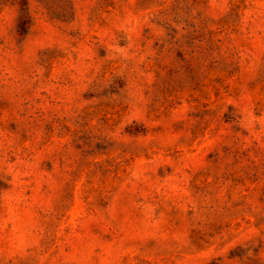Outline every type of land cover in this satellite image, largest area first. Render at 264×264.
Returning a JSON list of instances; mask_svg holds the SVG:
<instances>
[{"label":"rangeland","instance_id":"1","mask_svg":"<svg viewBox=\"0 0 264 264\" xmlns=\"http://www.w3.org/2000/svg\"><path fill=\"white\" fill-rule=\"evenodd\" d=\"M0 264H264V0H0Z\"/></svg>","mask_w":264,"mask_h":264}]
</instances>
